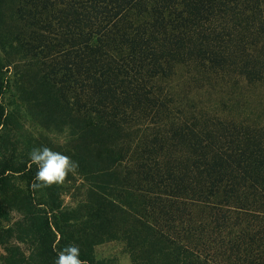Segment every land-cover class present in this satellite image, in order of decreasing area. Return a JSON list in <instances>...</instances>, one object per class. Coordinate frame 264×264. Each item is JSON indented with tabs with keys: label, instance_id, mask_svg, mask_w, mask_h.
Here are the masks:
<instances>
[{
	"label": "trees",
	"instance_id": "16d2710c",
	"mask_svg": "<svg viewBox=\"0 0 264 264\" xmlns=\"http://www.w3.org/2000/svg\"><path fill=\"white\" fill-rule=\"evenodd\" d=\"M2 1L0 44L114 138L119 164L115 194L90 186L77 209L54 185L33 189L28 154L41 143L18 153L11 140L18 110L0 51L7 264H54L69 244L87 264H111L94 251L108 241L124 242L132 264H264V119L228 108L264 90V0ZM217 90L230 99L201 102Z\"/></svg>",
	"mask_w": 264,
	"mask_h": 264
},
{
	"label": "rangeland",
	"instance_id": "374dc122",
	"mask_svg": "<svg viewBox=\"0 0 264 264\" xmlns=\"http://www.w3.org/2000/svg\"><path fill=\"white\" fill-rule=\"evenodd\" d=\"M2 5L3 1L0 0V12ZM3 39L0 51L5 53L6 62L11 66L13 84L6 100L14 103L13 106L18 110L10 126L11 140L17 152L24 151L28 145L41 143V146H48L78 162L79 167L75 173H69L63 183L54 185L58 189L57 198L62 207L77 209L86 203V190L90 186L113 185L109 193L115 194L117 183L114 180L119 173V164L116 163L114 138L105 140L100 133L91 130L83 116H77L73 110L59 104L54 99V90L38 75L42 73L36 64L13 53L9 48V39ZM199 96L201 102L207 104L219 105L230 99L227 93L219 90ZM235 99L228 102L229 111L233 115L264 119V90H256L248 98H238L239 103L236 104ZM218 108L222 109L223 105ZM14 218L18 220V215L15 214ZM0 225L7 227L5 222L0 221ZM16 245L22 251L27 248L24 244ZM94 251L98 259L111 260V264H132L126 244L122 241L105 242L96 246ZM7 256L5 247L0 245V264H7Z\"/></svg>",
	"mask_w": 264,
	"mask_h": 264
},
{
	"label": "clouds",
	"instance_id": "9594fccd",
	"mask_svg": "<svg viewBox=\"0 0 264 264\" xmlns=\"http://www.w3.org/2000/svg\"><path fill=\"white\" fill-rule=\"evenodd\" d=\"M31 164H35V173L32 188L40 190L65 181L69 173L78 170V162L72 160L70 156L54 151L48 146L33 147L29 152ZM54 264H87L80 259L79 246L69 244L57 251V258Z\"/></svg>",
	"mask_w": 264,
	"mask_h": 264
}]
</instances>
